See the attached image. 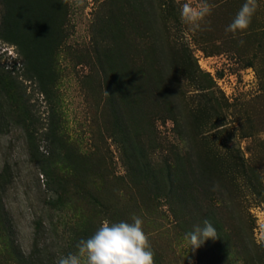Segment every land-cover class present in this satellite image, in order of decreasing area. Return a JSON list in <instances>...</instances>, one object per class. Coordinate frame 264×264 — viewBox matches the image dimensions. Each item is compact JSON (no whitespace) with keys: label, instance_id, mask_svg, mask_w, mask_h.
<instances>
[{"label":"rangeland","instance_id":"rangeland-1","mask_svg":"<svg viewBox=\"0 0 264 264\" xmlns=\"http://www.w3.org/2000/svg\"><path fill=\"white\" fill-rule=\"evenodd\" d=\"M202 2L0 0V264L133 217L154 264H264V0L236 34L245 0H206L193 30Z\"/></svg>","mask_w":264,"mask_h":264},{"label":"clouds","instance_id":"clouds-1","mask_svg":"<svg viewBox=\"0 0 264 264\" xmlns=\"http://www.w3.org/2000/svg\"><path fill=\"white\" fill-rule=\"evenodd\" d=\"M209 11L206 0L198 6L184 3L180 16L183 22L195 30ZM254 12L255 0H245L226 31L243 33L250 25ZM142 223L139 217H133L132 222L104 220L89 238L79 241L78 254L62 256L57 264H82V256L85 258L83 264H154V253L148 244ZM216 237V229L207 220L202 227L197 226L185 234L192 248Z\"/></svg>","mask_w":264,"mask_h":264},{"label":"trees","instance_id":"trees-1","mask_svg":"<svg viewBox=\"0 0 264 264\" xmlns=\"http://www.w3.org/2000/svg\"><path fill=\"white\" fill-rule=\"evenodd\" d=\"M17 35V37H19L20 39V45H19V48H20V52H22V54L24 56H26V60L29 61V59L31 60L32 59V54L36 51V49L34 48V45L32 42H30L28 39H26V37H20V35H18V33H15V36ZM30 62V61H29Z\"/></svg>","mask_w":264,"mask_h":264}]
</instances>
